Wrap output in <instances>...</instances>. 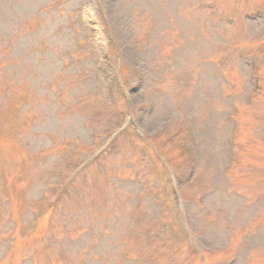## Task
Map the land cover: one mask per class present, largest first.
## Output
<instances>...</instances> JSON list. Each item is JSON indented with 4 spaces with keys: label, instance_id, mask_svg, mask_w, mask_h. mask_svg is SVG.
Listing matches in <instances>:
<instances>
[{
    "label": "rangeland",
    "instance_id": "obj_1",
    "mask_svg": "<svg viewBox=\"0 0 264 264\" xmlns=\"http://www.w3.org/2000/svg\"><path fill=\"white\" fill-rule=\"evenodd\" d=\"M0 264H264V0H0Z\"/></svg>",
    "mask_w": 264,
    "mask_h": 264
}]
</instances>
